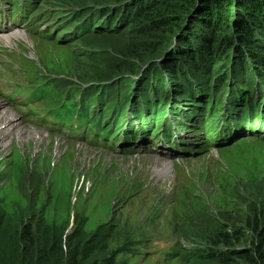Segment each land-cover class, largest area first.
Returning a JSON list of instances; mask_svg holds the SVG:
<instances>
[{"label": "rangeland", "instance_id": "rangeland-1", "mask_svg": "<svg viewBox=\"0 0 264 264\" xmlns=\"http://www.w3.org/2000/svg\"><path fill=\"white\" fill-rule=\"evenodd\" d=\"M129 1L135 3L131 6ZM162 1L36 0L22 24L16 20L15 24L4 27L0 21V86L4 85L0 87V111L13 109L12 116L18 118L19 128L0 139L2 234L10 237V232L22 229L31 221L44 223L37 224L38 228L53 226L65 237L64 264H222L218 251L240 252L227 264H264V253L256 248L261 241L259 232L264 229L263 128L256 130L250 126L243 130L233 121L236 125L233 129V125L220 129L216 128V121L210 123L209 120L205 125L207 130L198 128L202 121L198 117L199 106L206 92L202 81L195 82L199 79L190 64L189 53L185 49L181 54L176 52L175 38L191 25L197 28L193 23L202 7L196 0L189 12H178L174 20L178 28L167 37V34L160 35L161 31L153 32L154 20L163 10ZM174 1L178 0L169 4ZM233 4L237 3L232 0L227 11L218 12L224 15L230 27L227 36L236 38L238 22L233 17L236 13ZM114 5L111 14L120 20L110 22L109 27L118 26L117 32L105 30L67 38L86 13L97 11L100 6L111 8ZM3 6L6 10L7 6ZM169 11L165 12L166 17ZM238 14L240 20L248 22L254 38L262 46L264 33L256 22L257 16L249 20L245 13L238 11ZM103 20L99 17L98 25L109 28ZM200 31L205 32L197 29L195 34L207 36ZM6 35L13 37L3 40ZM166 37V46H161ZM157 38L164 41L154 40ZM232 41L235 43V39ZM150 45L153 53L159 55L154 57L149 50L136 55L140 47L150 48ZM196 45L203 50L200 42ZM237 47L240 46L233 44L227 60L222 63L224 72L221 73L229 71L234 55L235 59L246 61L245 51ZM168 55L169 60L163 63L179 60L176 70H183L186 80L193 84L190 90L186 89L190 98H181L177 89L180 81L177 85L173 82L171 89L160 75L164 68L159 67V62ZM196 61L200 65L205 63L201 56ZM247 63L246 74L240 73L238 77L252 84L247 73L259 74L261 68L252 57L251 63ZM142 70L144 77L137 76ZM215 70L216 67L212 71ZM44 83L48 84L49 95L36 102L31 97L27 100L24 90L12 91L13 84L35 88ZM238 84L235 82L227 89L229 94L236 92L234 86ZM222 89L220 92V87L216 88L215 93L209 91L208 97L223 104L227 92ZM68 92L73 106L79 102L78 94L82 95V101L94 94V99L88 101L92 105L87 111L89 115L93 108L100 113L106 108L102 115L107 116L111 112L108 108L117 101L124 108L125 120L130 118L129 109L142 110L146 119L140 128L143 134H137L138 140L132 144L134 153L124 151L127 146L122 147V137L119 142L108 138L102 143L88 133L81 141L73 139L67 131L55 133L37 127L36 119L58 106ZM254 92L264 93L256 85L251 94ZM9 96L19 100V104H9ZM157 98L164 104L158 112L164 113L153 123L149 121L148 112L154 106L148 104ZM168 102L177 111L172 110V106L168 109ZM28 111L29 117L25 116ZM167 111L176 117L175 124L182 123L187 129L181 128L194 143L190 148V152L195 150L194 155H168L164 147L156 151L157 140L167 141L162 136H170L166 131L169 127L165 119ZM160 121H167L165 127ZM98 123L96 119L92 125L102 128L103 124L96 126ZM162 126V134L157 135ZM130 127L131 124L125 126ZM4 128L3 122L0 131ZM150 128L155 129L154 134L148 132ZM18 131L26 134L17 139ZM40 131L49 138L60 136L74 142L72 150L76 146L80 148L71 152L67 146L60 147L57 140L44 145ZM112 132L116 138L117 132ZM173 137L172 132L169 140ZM107 142L113 149L108 148ZM27 144L33 148L28 153L23 146ZM40 147H45L44 150L57 159L38 160Z\"/></svg>", "mask_w": 264, "mask_h": 264}, {"label": "trees", "instance_id": "trees-1", "mask_svg": "<svg viewBox=\"0 0 264 264\" xmlns=\"http://www.w3.org/2000/svg\"><path fill=\"white\" fill-rule=\"evenodd\" d=\"M172 1L173 0H163L161 2L163 3V10L159 12L160 14L155 18L153 24V32H155V34L156 30L161 31L160 35L163 34V36H165L167 34V37L170 34H175L173 30L178 28L175 24V21L177 20L175 17L178 16V12L179 14H183V10L185 12H189V7L192 9L196 0H178L174 1V4L172 3V5H170L169 3ZM199 1L200 4L198 3V5L202 7L199 17L200 14L202 17L196 18V23H193L195 26H197V28H194V25H191V28L185 30V32L182 33L183 35H179L177 38H175L177 46V49H175L176 52L181 54L185 49L186 53H189L188 55L191 56L190 64L193 66L192 68H194V71H196L195 75L199 79L195 82L197 83L202 81L204 90L206 92L205 96L202 98L201 106L198 105L200 111V115L198 117H200V120L204 119L202 124L208 120L210 123H213L214 121L219 122L227 115H219L220 113L229 112L228 115L230 118L236 119L241 124L248 123L254 125L255 127L259 125L261 126V124L264 123V93H260V97L259 93L254 92L251 94V92L253 91V87L255 85L258 86V88H261L264 92V43L262 46L259 45L256 38H254L253 30H250L251 28L248 26V22L245 21V19L240 20L241 16L238 14V11L245 13V17L248 15L249 20H251L250 17L255 18L257 16V21L256 19L255 21L259 24L260 31L264 33V0H233L237 3L233 4V9L235 7L234 10L236 11L233 17L234 19L236 18L235 20L238 22L235 24V28H237L235 33L237 34L236 38L231 36L229 33V36H227L226 31L228 30L229 25H227V20L225 19L224 15L218 12V10H220V12L227 11V6L229 8L232 0ZM134 3L135 1L133 4ZM128 4L131 5L132 1H129ZM115 6L116 5L112 6L111 8H108L107 6H100L98 7L97 11L86 13L87 15H85L80 26H78L73 33L67 36V38H80L86 36L89 33H96L105 30L108 32H117L119 29L118 26L114 27L113 24V30H111L113 27H109L110 22H113L114 20H120L117 15L111 14ZM156 8L158 7L156 6ZM161 8L162 7L160 6L159 9ZM168 10H170L169 16L166 17L165 12ZM99 17L104 18L103 24L107 25L109 28L104 29V27L101 28V26L98 25L97 22ZM217 17L218 20L216 21ZM117 21L116 24L118 23ZM223 24L224 26H222ZM231 24H233V22ZM197 29L204 30L205 32L200 31V33H207V36L204 34L203 36H200V34H195ZM229 32H231V30ZM167 37L166 41L162 39L163 37L161 39L157 38L154 40L164 41L163 44L161 43V46H166V42L168 40ZM184 38H186V41H183ZM234 39L235 43L232 41ZM199 42L203 46V50L201 47L196 45ZM233 44H237L240 46L239 48L245 51L246 61H242L240 58L235 59L236 55H234L233 50L231 56L234 55V57H232L233 61L228 67L229 71L226 72V74H223L221 73V71L224 72V66L222 63L227 60L229 56L228 53H230V49L233 48ZM239 48L237 47V49ZM142 50H149L151 53H153L152 45H150V48L140 47L136 55ZM163 51L164 49L161 51V54ZM152 55L156 57L159 54L155 55L153 53ZM200 56L201 58H204L206 64L204 62H202L201 65L199 62L197 63L196 58ZM161 57L158 56L157 58ZM251 57L256 61V64L260 66L261 71H258L259 74L254 73L253 75L247 73V75H249L251 78L252 84H246L244 81H241L238 76L240 73L246 74V69L249 68L247 62L251 63ZM168 58L169 55L167 56V59L159 62V67L162 66L165 70L160 72V75L163 76L167 86L171 89L174 87L173 82L177 85V81H180L177 89L182 96L181 98H190L186 89L190 90L193 87V84L186 80L183 70H176V68H179V64H177L179 60L163 63L164 61L169 60ZM155 65L156 62L154 66ZM214 67H216V70L212 71ZM144 74L145 72L142 70L138 72L137 76L141 75L144 77ZM235 82L240 84L234 86L236 89L235 93L232 92L229 94L227 89ZM185 86H187V88ZM218 87H220V92L222 88H224V91L227 92V97L225 98L223 104H221L220 101L216 103L214 101L215 98L208 97V92L212 90L215 93V89ZM195 90H197V87ZM90 99H94V94H92ZM90 99L87 100L89 101ZM152 102L154 103L155 108L161 106L159 98ZM148 106L150 107L151 105L148 104ZM215 114H217V116L214 118ZM37 224L44 223H33L31 221L22 229L10 232V237L6 236L4 233H1L3 225L2 223L0 224V264H64L65 251L63 243L65 237L63 234L53 226L43 225L41 228H38ZM259 235L261 237V241L259 246H256V248L259 250V252L263 251V254L264 229L260 230ZM236 253L240 252L218 251L220 263L227 264L232 262V257Z\"/></svg>", "mask_w": 264, "mask_h": 264}, {"label": "bare ground", "instance_id": "bare-ground-1", "mask_svg": "<svg viewBox=\"0 0 264 264\" xmlns=\"http://www.w3.org/2000/svg\"><path fill=\"white\" fill-rule=\"evenodd\" d=\"M18 24H22V18H20L18 20ZM6 34H9V33H6ZM5 35V34H4ZM3 40H6L8 38H12L11 36L9 35H6V36H3ZM1 103L0 102V106H1ZM12 110L10 109H6V110H3V111H0V125L4 122L5 123V128L0 131V139H5L6 136H10V134H14V132L16 130H19L18 128V118L16 116H12ZM148 116V115H147ZM1 130V129H0ZM34 134L36 133L34 130H31ZM21 131H18L16 132V137L17 139L23 135H25L26 133H19ZM41 133L39 135H41V137H44V145H47V144H51L54 140H57L59 143V146H67V150L71 151V152H76L80 146H76V148L74 150L71 149V146L73 145L74 142H69V141H65L63 138H60V136L57 138V137H52V138H49L48 136H44L45 134L40 131ZM30 133V132H29ZM37 134V133H36ZM21 135V136H20ZM67 143H69V145H66ZM25 150H26V153H28V151H32V147H31V144H27V145H23ZM179 146L183 147L185 149V151H188L190 150L191 146L188 145V144H184V143H179ZM45 147H40L39 148V155H38V160H53V159H57V157H54L53 153H49V152H46L45 150ZM63 149V148H62ZM135 149H131L129 152L130 153H134ZM86 152V151H85ZM88 152L85 153V155H87Z\"/></svg>", "mask_w": 264, "mask_h": 264}]
</instances>
